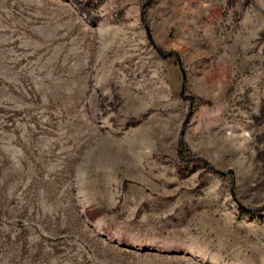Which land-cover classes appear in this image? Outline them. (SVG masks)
<instances>
[{
	"label": "rangeland",
	"instance_id": "obj_1",
	"mask_svg": "<svg viewBox=\"0 0 264 264\" xmlns=\"http://www.w3.org/2000/svg\"><path fill=\"white\" fill-rule=\"evenodd\" d=\"M263 205L264 0H0V264H264Z\"/></svg>",
	"mask_w": 264,
	"mask_h": 264
},
{
	"label": "trees",
	"instance_id": "obj_2",
	"mask_svg": "<svg viewBox=\"0 0 264 264\" xmlns=\"http://www.w3.org/2000/svg\"><path fill=\"white\" fill-rule=\"evenodd\" d=\"M192 159L195 160V161H201V159L198 158V157H192ZM262 211H264V205L261 208H259V209L251 210V212L254 213V214H259ZM102 212H103V210H98V213H102Z\"/></svg>",
	"mask_w": 264,
	"mask_h": 264
},
{
	"label": "water",
	"instance_id": "obj_3",
	"mask_svg": "<svg viewBox=\"0 0 264 264\" xmlns=\"http://www.w3.org/2000/svg\"><path fill=\"white\" fill-rule=\"evenodd\" d=\"M246 211H251V210H249V209H247V208H244Z\"/></svg>",
	"mask_w": 264,
	"mask_h": 264
}]
</instances>
